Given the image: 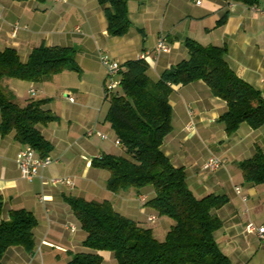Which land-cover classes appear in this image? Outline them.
Returning a JSON list of instances; mask_svg holds the SVG:
<instances>
[{"label":"crops","instance_id":"1","mask_svg":"<svg viewBox=\"0 0 264 264\" xmlns=\"http://www.w3.org/2000/svg\"><path fill=\"white\" fill-rule=\"evenodd\" d=\"M126 4L129 28L124 35L112 36L106 30L105 5L98 0H0V50L12 47L25 61L39 45L71 46L79 68L64 69L39 83L2 82L21 106L48 99L42 108L57 117L36 126L52 146L47 154L52 162L42 169V178L33 181L22 178L15 162L16 153L26 145L13 132L0 134V219L23 208L37 221L33 249L11 246L3 264H68L73 254L88 250L82 245L86 233L66 197L108 200L117 212L150 228L159 240L172 224L146 204L154 196L153 188L109 191V172L91 165L94 157L114 154L113 148L119 146L104 120L108 78L101 56L123 64L152 50L164 35L170 50L153 56L147 69L148 76L157 80L165 69L188 57L184 41L191 38L205 46H224L229 67L264 95V0L254 6L233 0H201L199 5L193 0H126ZM170 86L171 131L161 150L173 166L184 168L196 197L217 193L229 198L215 210L222 222L214 232L219 249L233 264H264V242L245 230L247 221L264 224V183L243 180L239 168V162L257 147L264 151V125L253 129L242 122L227 134L221 119L226 103L204 81ZM211 155L223 163L204 170ZM62 177L74 185L51 181ZM150 214L162 222L148 221ZM100 254L101 264H117L111 251Z\"/></svg>","mask_w":264,"mask_h":264},{"label":"trees","instance_id":"2","mask_svg":"<svg viewBox=\"0 0 264 264\" xmlns=\"http://www.w3.org/2000/svg\"><path fill=\"white\" fill-rule=\"evenodd\" d=\"M233 1L247 6L259 2ZM98 2L105 5L107 33L124 35L129 28L126 0ZM184 45L188 57L165 69L157 80L148 76V62L141 58L120 64L116 87L105 92L108 107L104 120L124 154L102 153L91 161L92 166L109 172V191L152 185L154 196L146 204L159 216L171 219V226L159 240L150 228L117 212L108 200L66 197L86 233L82 245L88 249L73 254L68 264H101L103 250L111 251L117 264H233L214 238L222 225L215 210L229 198L217 193L196 197L187 185L184 168L173 166L161 150L171 131L170 85L204 81L213 95L226 103L221 119L227 134L242 122L253 129L264 125V95L229 67L224 46H205L191 38ZM64 69L79 70L71 46L39 45L25 61L12 47L0 50L1 135L13 132L17 141L33 147L41 157L50 152V142L36 127L57 118L42 108L48 99L30 100L21 106L2 82L19 79L39 83ZM239 168L243 180L264 183V151L257 147L252 156L239 162ZM36 223L33 213L23 208L12 209L7 219H0V264L11 246H22L29 252L33 249Z\"/></svg>","mask_w":264,"mask_h":264},{"label":"built area","instance_id":"3","mask_svg":"<svg viewBox=\"0 0 264 264\" xmlns=\"http://www.w3.org/2000/svg\"><path fill=\"white\" fill-rule=\"evenodd\" d=\"M65 1V0H59ZM193 2L197 5L201 3V0H193ZM170 50L169 44L167 42V38L164 35H160L157 39V42L154 48L150 51H143L138 58H141L149 63L150 59L162 52H167ZM101 63L107 70V78L111 79L110 82L108 81L105 86L106 89L112 90L116 87L117 83L115 80H112L114 75H116L120 69V64L111 60L108 56L104 55L101 56ZM69 100H72L71 97H68ZM93 131L90 130L87 133L91 134ZM98 135L105 137L104 134L97 132ZM115 144L119 145V141L115 139ZM16 165L20 171V174L23 179L27 181H33L35 178H42L41 171L45 168L48 164L52 162V158L48 155L41 157L39 156L38 152L31 146L26 145L25 147L21 148L15 156ZM223 160L215 155L209 156L203 163L204 170H215L221 164ZM53 182H59L66 184L68 186H73L74 182L68 177L62 178H53L51 179ZM245 201V197L243 198ZM156 216L150 214L147 216L148 221L155 220ZM72 228V226H71ZM245 230L248 233H254L261 242H264V224H257L253 221H247L245 224Z\"/></svg>","mask_w":264,"mask_h":264},{"label":"rangeland","instance_id":"4","mask_svg":"<svg viewBox=\"0 0 264 264\" xmlns=\"http://www.w3.org/2000/svg\"><path fill=\"white\" fill-rule=\"evenodd\" d=\"M116 79H117V77H116V78H114V77L112 78V80H115V81H116ZM110 80H111V79L109 78L108 81L110 82ZM107 104H108V101L105 102V105H107ZM108 136H109V135H108ZM112 151H113L114 154H117V155L124 154L123 149H122L120 146L113 148ZM148 188H152V185H146V186H144V187H143V191H144V192H147ZM166 218H167V217H166ZM161 220H162L161 218H158V217H157L156 220H155L154 222L160 223V222H162ZM168 220H170V221L172 222L171 219L168 218ZM115 260H116V259H115ZM104 264H106V263H104Z\"/></svg>","mask_w":264,"mask_h":264}]
</instances>
